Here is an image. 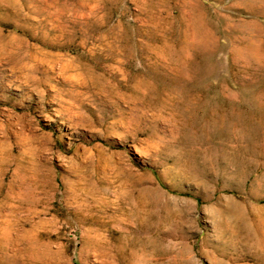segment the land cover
<instances>
[{
  "label": "rangeland",
  "instance_id": "1",
  "mask_svg": "<svg viewBox=\"0 0 264 264\" xmlns=\"http://www.w3.org/2000/svg\"><path fill=\"white\" fill-rule=\"evenodd\" d=\"M0 264H264V0H0Z\"/></svg>",
  "mask_w": 264,
  "mask_h": 264
}]
</instances>
